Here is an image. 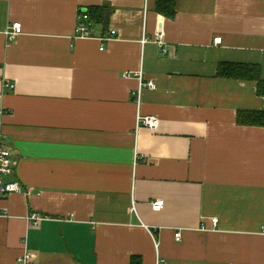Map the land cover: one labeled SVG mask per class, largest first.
I'll list each match as a JSON object with an SVG mask.
<instances>
[{"label": "crops", "instance_id": "obj_1", "mask_svg": "<svg viewBox=\"0 0 264 264\" xmlns=\"http://www.w3.org/2000/svg\"><path fill=\"white\" fill-rule=\"evenodd\" d=\"M174 1L168 18L158 0H0L5 180L23 187L0 199V264H264V127L238 123L264 97L218 76L238 64L264 80V0ZM103 6L108 23L77 37L79 13ZM159 30L166 53L142 44ZM140 71L156 89L138 107L125 74ZM32 213L51 219L32 228Z\"/></svg>", "mask_w": 264, "mask_h": 264}, {"label": "built area", "instance_id": "obj_2", "mask_svg": "<svg viewBox=\"0 0 264 264\" xmlns=\"http://www.w3.org/2000/svg\"><path fill=\"white\" fill-rule=\"evenodd\" d=\"M96 24L92 20L91 16L89 15L88 11H81L78 15V26H77V37L79 38H93V29ZM23 33V25L21 23H15L14 25L10 26L6 31V37L8 41L16 40L20 35ZM117 36V31L112 30L110 38L107 41L115 38ZM165 35L162 30H159L153 39H149L145 37L142 40V44H147V42L153 40L159 48L166 53L164 49L165 45ZM214 44L219 46L222 44V38L218 37L214 40ZM125 77L128 79H137L140 83L139 90L135 93L137 96V104L140 107L142 92L143 89L148 88L151 90L156 89V84L153 81L145 82L144 81V73L140 71L138 73H126ZM5 87L10 90H14L15 85L9 82L5 83ZM0 114L2 112L0 111ZM160 126V120L156 117H143L138 115L137 117V129L140 127H146L151 129L152 131L157 130ZM4 137L0 135V199H5L13 193H19L23 191V187L16 182H6L5 178L14 174V164L12 160L11 152L4 146ZM139 159V156L136 155V160ZM27 192H30V189H27ZM165 208V201L160 199L152 202V209L155 212H161ZM132 212L136 213V207L133 203ZM7 211L0 210V216H6ZM51 218L47 215H43L40 213H32L28 217V223L32 228H38L42 225L43 222L50 220ZM218 219H213V223L216 226L218 224ZM175 239L177 242L182 240V232L178 231L175 235ZM22 264H35L36 257L34 254L29 252H25L24 256L21 257L19 260Z\"/></svg>", "mask_w": 264, "mask_h": 264}, {"label": "trees", "instance_id": "obj_3", "mask_svg": "<svg viewBox=\"0 0 264 264\" xmlns=\"http://www.w3.org/2000/svg\"><path fill=\"white\" fill-rule=\"evenodd\" d=\"M158 13L174 18L176 15L174 0H158ZM88 13L96 25H106L112 13V9L107 6L92 7L88 9ZM218 76L225 79L251 81L258 85V94L264 97V80L261 78L260 67L238 64H221L218 68ZM238 123L249 126L264 127V111L263 112H241L238 115ZM131 264H143L141 257H133Z\"/></svg>", "mask_w": 264, "mask_h": 264}]
</instances>
